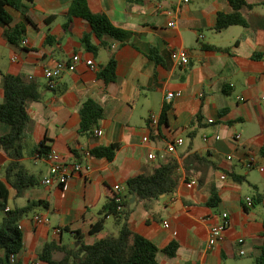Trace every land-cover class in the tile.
I'll list each match as a JSON object with an SVG mask.
<instances>
[{"label":"crops","instance_id":"0c3cea01","mask_svg":"<svg viewBox=\"0 0 264 264\" xmlns=\"http://www.w3.org/2000/svg\"><path fill=\"white\" fill-rule=\"evenodd\" d=\"M18 1L22 11L5 8L12 25L24 27L18 46L8 43L6 26L0 23V103L4 75L34 80L41 88L40 100L27 107L29 121L22 137V163L40 184L16 197L3 176L8 159L1 150L0 181L9 191L8 209L42 204L19 223L23 247L14 264H42L37 257L51 241L76 247L70 232H79L85 244L93 243L88 231L106 200L117 193L125 197L130 177L151 173L169 159L178 164L175 192L160 196L150 211L131 197L130 230L159 250L171 242L178 244L174 258L158 253L159 264H254L264 241V161L258 156L264 146V0H245L247 7L240 13L246 26L222 31L216 30V20L219 13L231 12L228 0H142L139 5L86 0L90 12L106 15L112 25L128 32L123 42L98 40L79 18L64 30L72 0ZM168 11L174 13L173 28L168 27ZM51 17L55 20L47 23ZM85 38L93 51L84 44ZM152 49L162 64L149 58ZM179 50L188 58L183 68L174 54ZM73 56L80 58L74 72L54 81L45 78L44 70L70 62ZM112 57L116 80L105 84L97 74ZM88 60L94 71L86 65ZM167 93L180 96L166 101ZM87 100L103 109L96 127L100 137L93 130L78 135L79 111ZM164 109L166 122L160 123ZM150 115L157 117L156 126L150 125ZM195 117L201 127L190 138ZM2 131L0 127V135ZM177 139L183 144L167 152V145ZM112 144L119 150L111 162L85 154ZM42 147L55 151L64 163L88 166L90 171L74 174L65 190L57 184L45 186L42 179L49 165ZM150 153L156 156L154 161L148 160ZM194 154L207 163L188 161ZM249 155L255 156L256 168H245ZM225 172L244 181L236 183ZM222 174L226 181H220ZM191 180L196 186L187 189ZM211 186L219 198L214 208L207 204ZM222 213L228 214L230 224L219 244L209 250V229ZM38 214L46 219L42 226L32 220ZM106 222L113 224L110 218ZM65 228L69 232L54 234ZM62 257L63 253L54 255L55 260Z\"/></svg>","mask_w":264,"mask_h":264},{"label":"trees","instance_id":"16d2710c","mask_svg":"<svg viewBox=\"0 0 264 264\" xmlns=\"http://www.w3.org/2000/svg\"><path fill=\"white\" fill-rule=\"evenodd\" d=\"M31 4L34 0H23ZM128 5H139L142 0H125ZM231 12L229 14L219 13L216 20V30L222 31L231 26H246L241 15V10L247 7L245 0H228ZM18 0H0V23L6 26L4 37L8 43L19 45L24 34V27L16 24L6 12V7L22 11V5ZM74 18L85 21L93 35L103 42L104 38L113 41L123 42L128 37V32L111 24L106 15L102 13L93 14L90 12L86 0H72L65 16L64 30L70 27ZM27 21H29L26 18ZM55 17L48 19L51 23ZM49 39V38H48ZM89 50H94L87 41L83 40ZM237 45V42L236 44ZM225 50V49H224ZM149 58L157 64H162L161 58L152 49ZM116 62L112 57L100 70L97 77L105 84L113 83L116 80ZM3 101L0 103V127L3 129L0 135V150L6 155L8 161L3 168V176L6 184L20 196L25 190L36 188L40 182L36 176L31 174L22 163L23 133L28 124L27 107L32 102L41 98V88L34 80L20 76L4 75L2 77ZM51 88V87H50ZM103 109L92 100L84 102L80 108V124L78 135L89 134L98 126L103 118ZM199 119L197 117L191 123L190 138L195 137ZM160 123L166 122V110L160 115ZM40 152L48 153V149L41 148ZM119 146L112 144L106 147H98L89 151L93 158L105 159L108 162L114 160ZM259 158L264 161V146L260 149ZM188 161L195 163H207L205 159L192 155ZM186 165V164H185ZM188 170L187 165L185 166ZM178 164L175 159H169L159 164L151 173L139 172L126 181L125 197L120 193L108 198L98 213L96 222L90 227L88 234L94 237L91 244H85L79 232H70L77 241L78 246L71 248L70 245L62 244L61 241L46 243L37 259L42 264H159L158 253H163L167 258H174L178 250V244L171 242L167 247L159 250L154 244L145 238L135 234L129 228L128 222L132 213L130 198L139 203L145 211L153 208L155 201L162 195H169L175 192L180 177L177 174ZM226 175L236 183H242L244 178L233 173ZM208 206L217 207L219 198L213 186L210 187ZM9 191L5 184L0 181V264H10L9 258L17 256L23 247V237L19 228L21 220L26 218L34 208L42 202H33L25 207L8 209ZM259 196L255 201H259ZM120 208V209H119ZM113 221L116 233H106L102 238L96 236L105 229L106 220ZM61 232H69L65 228ZM56 253H63L60 260H55ZM254 264H264V241L259 249V257Z\"/></svg>","mask_w":264,"mask_h":264},{"label":"built area","instance_id":"2783aa9c","mask_svg":"<svg viewBox=\"0 0 264 264\" xmlns=\"http://www.w3.org/2000/svg\"><path fill=\"white\" fill-rule=\"evenodd\" d=\"M187 2V0H184ZM168 17L170 18L168 22V27L173 28L176 25V21L174 20V13L172 11L166 12ZM23 45L26 44V41L23 40L21 42ZM175 56L178 61V65L180 67H186L188 65V58L187 54L183 50L176 51ZM80 58L78 56H73L70 62H58L53 67L48 68L44 70V76L46 79L50 81H54L58 78H60L65 72H74L76 64L79 63ZM86 65L89 67L91 71H94V64L91 60L86 61ZM180 93H167L166 94V101H171L175 97H179ZM212 122L211 120L209 121ZM149 123L152 126H156L158 124V119L155 115H150L149 117ZM93 134L96 137H100L102 135V132L98 128L93 129ZM240 138V134L235 135V139L238 140ZM218 139V137H216ZM207 138L204 137V141H206ZM143 141L146 143L147 138H144ZM183 144L182 139H177L173 141L172 143L168 144L166 147V151L169 153H172L175 151V146H181ZM86 156H90L89 153H85ZM156 156L152 153L148 155V160L154 161ZM231 157H227V160H230ZM46 162L49 165V170L47 176H45L42 179V184L45 186H50L53 184H57L60 186L63 190L67 188V184L69 180L72 178L74 174H87L90 171V168L88 166H81L80 164H66L62 161L60 156L55 151H50L47 153L45 157ZM244 166L247 169H253L257 167V160L254 155H249V157L244 162ZM260 170H262L260 168ZM220 181H226L227 177L226 175L222 174L219 177ZM186 188L191 189L196 186L195 180H191L190 182L186 183ZM247 202H250V199H247ZM120 209V208H119ZM33 222L36 226H42L46 223V219L38 214L33 217ZM230 219L228 214L222 213L214 226H212L209 229L208 236H207V248L209 250L213 249L215 246L219 244L222 238V233L225 231V229L229 226ZM164 227L168 228V224L164 223ZM62 232L60 229H55L54 234L60 235ZM242 240L238 241V244H242ZM240 254H243V251H239ZM16 261V256L12 255L9 258L10 264H14Z\"/></svg>","mask_w":264,"mask_h":264},{"label":"rangeland","instance_id":"374dc122","mask_svg":"<svg viewBox=\"0 0 264 264\" xmlns=\"http://www.w3.org/2000/svg\"><path fill=\"white\" fill-rule=\"evenodd\" d=\"M243 188L245 190H249L246 184L243 186ZM0 221H1V216H0ZM106 233H115L114 225L111 222H106L105 229L103 230V232L99 233L96 236V239L102 238Z\"/></svg>","mask_w":264,"mask_h":264},{"label":"water","instance_id":"95a60500","mask_svg":"<svg viewBox=\"0 0 264 264\" xmlns=\"http://www.w3.org/2000/svg\"><path fill=\"white\" fill-rule=\"evenodd\" d=\"M133 201V199H131V202ZM75 246H78V243L75 244ZM71 248H74V246H71Z\"/></svg>","mask_w":264,"mask_h":264}]
</instances>
